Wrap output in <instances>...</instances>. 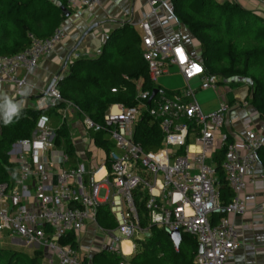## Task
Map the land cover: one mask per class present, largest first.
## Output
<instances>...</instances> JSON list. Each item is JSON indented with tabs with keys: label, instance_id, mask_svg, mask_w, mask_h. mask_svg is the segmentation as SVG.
Instances as JSON below:
<instances>
[{
	"label": "built area",
	"instance_id": "1",
	"mask_svg": "<svg viewBox=\"0 0 264 264\" xmlns=\"http://www.w3.org/2000/svg\"><path fill=\"white\" fill-rule=\"evenodd\" d=\"M99 2L66 0V7L80 15ZM147 2L155 14L160 0ZM139 27L142 57L155 94L149 100L151 92L140 91L132 106L111 104L96 121L64 101L55 85L46 90L41 108H55L57 123L53 125L47 114H40L31 136L14 141L7 151L16 164V176L0 181V243L18 238L36 249L44 248L49 253L47 264H54V258L57 264H83L77 248L61 241L73 233L78 243L80 233L93 226L117 243L113 249L123 258L119 264H125V257L136 249L134 235L143 234L142 240L149 235L148 227L141 225V219H146L149 225L193 235L201 246L194 264H225L232 257L238 237L230 217L244 213L240 194L246 185L264 179L256 171L257 149L264 144V120L242 122L239 132L224 129L231 104L222 100L215 110L205 112L196 99L197 90L218 91L219 77L206 73L170 35L157 39L147 18ZM29 36L28 48L0 55V84L12 85L14 97L26 84L18 70L35 68L39 58L60 42L63 27L44 38ZM107 38L101 34L100 42L104 44ZM171 67L182 76L184 86L167 94L156 81ZM60 102L63 107H58ZM74 113L79 116L75 122L71 120ZM144 114L156 120L162 135L163 143L155 150H145L134 140L135 124ZM62 124L73 126L69 139L74 147L78 143L83 147L75 150L74 165L63 146L55 142ZM98 133L111 141L108 151L105 141L96 143L93 134ZM219 150H223L221 168L234 194L225 206L218 191L215 155ZM103 204L116 222L114 229L97 222V208ZM221 209L226 215L211 224L212 213ZM123 241L130 242V253L120 247Z\"/></svg>",
	"mask_w": 264,
	"mask_h": 264
},
{
	"label": "trees",
	"instance_id": "2",
	"mask_svg": "<svg viewBox=\"0 0 264 264\" xmlns=\"http://www.w3.org/2000/svg\"><path fill=\"white\" fill-rule=\"evenodd\" d=\"M170 11L176 21L184 25L199 44L197 60L206 73H214L224 81L237 85L249 82L245 102L250 105L260 120H264V16L244 7L235 0H169ZM62 7L66 0H0V55L18 53L31 44L30 34L44 38L67 18ZM71 13V11H70ZM140 81V90L154 89L149 79L147 64L142 57L141 37L129 24L108 34L100 53L94 58H77L68 63L64 77L56 80L55 87L64 101L72 102L86 115L99 121L106 109L114 103L132 106L138 102L135 82ZM114 88L115 91L111 89ZM173 91L166 89L167 94ZM233 103L232 99L229 100ZM146 102V101H145ZM60 102L58 107H63ZM151 104L150 102L148 103ZM47 114L51 121H57L55 108H20L11 122L0 118V181H10L16 176V164L9 160L7 151L11 144L31 136L40 114ZM55 121V122H56ZM55 125V124H54ZM66 124L59 128L55 142L61 144L75 164V147L69 139ZM96 143L106 142L105 150L111 148V141L100 134H93ZM134 140L145 150H155L162 143V135L156 120L144 114L135 124ZM216 172L219 180L220 203L227 205L233 194L228 185L221 161L223 150L216 155ZM264 174V144L257 149V162ZM224 210L211 215V224L225 216ZM97 222L107 229H114L116 222L106 205L97 208ZM149 235L135 240L136 249L129 258L130 264H194L198 243L189 233L181 232L177 249L167 230L149 225ZM77 248L75 235L70 233L65 240ZM42 251L35 249L31 257L20 252L0 248V264H41ZM122 256L115 249H100L90 258L84 257L83 264H119Z\"/></svg>",
	"mask_w": 264,
	"mask_h": 264
},
{
	"label": "crops",
	"instance_id": "3",
	"mask_svg": "<svg viewBox=\"0 0 264 264\" xmlns=\"http://www.w3.org/2000/svg\"><path fill=\"white\" fill-rule=\"evenodd\" d=\"M240 4L255 11L260 16H264V5L259 4L257 1L242 0ZM150 9L147 0H100L99 4L92 10H85L80 15L70 13L62 22L63 37L54 49L50 53L40 57L36 67L30 71L25 72L23 69L18 70V75L24 77L26 80L21 94L14 97L13 87L8 83L0 84V94L6 95L13 103L21 105L20 108L40 109L48 85L52 79H55L56 82V80L65 76L69 62L77 58H94L100 53L103 45L100 42L101 34L105 33L108 35L111 31L120 28L122 25L129 24L141 36L139 22L144 18H147L150 22L157 39H161L164 34H168L173 40L182 43L189 54L197 59L199 55V44L189 33L187 28L176 21L170 11L169 0H160L156 6L155 14H151ZM89 28H91V30L83 36L84 32ZM169 73L179 74L174 67H171L169 72L163 74V76L170 75ZM180 77L182 76L180 75ZM219 80L220 87L222 79L219 78ZM226 82H228L229 85L224 86L222 90H205L208 91L206 94L210 96L206 101H202L203 103L200 105H202V109L206 110L205 112H208L215 110L222 100L228 101L231 104V109L226 117L224 129L239 132L242 129V122H251V120H255L259 117L255 110L253 113L248 109H244L243 113H241L243 116L245 115L244 117L240 116L238 113H236V115L231 114L235 109L250 106L247 105L245 100H242L243 95L248 94L249 86H245V83L249 85V82H239L237 85L243 83L244 87L241 88L240 85L239 88H241V90L238 93L235 91V86L237 85L232 86V81ZM135 85L139 93L141 91L140 81H136ZM181 88L165 89L175 91ZM231 99L233 103L229 101ZM2 102L3 97L0 95V103ZM0 115H2L1 111ZM71 117V120L75 122L79 116L74 113ZM247 117L251 120H248ZM55 121H52V123L55 124ZM71 128H73L72 125L69 129L71 130ZM82 149L81 143H78L75 147L77 151H82ZM256 171L258 173L262 172L258 165H256ZM240 196L245 203V211L241 215L230 217L237 231L238 246L232 257H230L225 264H264V207L261 206V204L264 203V179H258L254 185H246ZM96 233H98V231L93 226H88L80 233L77 250L82 257L90 258L94 252L100 250V248L93 250L91 254L87 252L81 254L79 251V245L83 238L86 235L94 237ZM10 240L14 243H23L18 238ZM131 256L132 255L125 257V264H130L129 258ZM45 264H47V258ZM54 264H57L55 258Z\"/></svg>",
	"mask_w": 264,
	"mask_h": 264
},
{
	"label": "rangeland",
	"instance_id": "4",
	"mask_svg": "<svg viewBox=\"0 0 264 264\" xmlns=\"http://www.w3.org/2000/svg\"><path fill=\"white\" fill-rule=\"evenodd\" d=\"M233 1V0H232ZM238 1V0H237ZM253 1H257L259 4L264 5V0H253ZM239 3H242V0L238 1ZM170 74V73H169ZM223 81V82H222ZM194 87L197 86L196 82L192 83ZM156 85L161 86L163 88H181L184 86V81L183 78L180 77L179 74L177 73H171L170 75H165V76H160L157 81H156ZM229 85L228 82L221 80V84L219 89H223L224 86ZM241 88H243L244 84L240 83ZM240 85L235 86L236 89L235 91L238 93L240 92L241 88H239ZM192 86V87H193ZM245 86H249L245 83ZM208 91H202V90H197L196 91V99L197 101L202 104V101H206L208 99V97L210 95L206 94ZM202 106V105H201ZM244 109H248L249 111H252L254 113V109L250 106H245V107H240L238 109H235L231 112V114H235L238 113L240 116L244 117L243 114V110ZM203 111H206L205 109H203ZM246 119V118H245ZM248 120H251L249 117H247ZM244 120V119H243ZM257 121H259V118L255 119V120H251V123L255 124ZM54 125V123H52ZM175 149V148H174ZM100 198L102 197V194H100L99 196ZM143 234L141 233H136L133 237V239H142L143 238ZM116 248L117 247V243L113 242L112 239L107 238L106 235L102 232H98L94 235V237H90L88 235H86L83 240L81 241V244L79 245V251L82 253L87 252L88 254H91V251L96 250L98 248ZM121 247V245H120ZM0 248L4 249V250H11V251H16V252H20L25 256L31 257L34 253V250L36 249L35 246L33 245H28L25 243H14L12 242L9 238L3 240V242L0 243ZM42 251V257L40 258V262L41 264H45L46 263V258H48V252L44 249L41 248Z\"/></svg>",
	"mask_w": 264,
	"mask_h": 264
},
{
	"label": "clouds",
	"instance_id": "5",
	"mask_svg": "<svg viewBox=\"0 0 264 264\" xmlns=\"http://www.w3.org/2000/svg\"><path fill=\"white\" fill-rule=\"evenodd\" d=\"M0 95H2L3 97V102L0 103V111L3 112L4 122L7 124L11 122L13 116L18 115L21 105L13 103L12 100L9 99L6 95Z\"/></svg>",
	"mask_w": 264,
	"mask_h": 264
},
{
	"label": "water",
	"instance_id": "6",
	"mask_svg": "<svg viewBox=\"0 0 264 264\" xmlns=\"http://www.w3.org/2000/svg\"><path fill=\"white\" fill-rule=\"evenodd\" d=\"M62 9H63V11L65 12V14H66L67 16L70 15V11H68L65 7H62ZM90 30H91V28L87 29V30L84 32L83 36H85ZM82 38H83V37H82ZM54 84H55V79H52V81L50 82V84H49L48 87H47V90H48L52 85H54ZM155 92H156V89H153V90L151 91V94H150V98H149V100L153 97V95L155 94ZM167 233H168V236L170 237V239H171L173 245L176 246V247H178L179 242H180V238H181V235H180L179 231H176V230H174V231H167ZM200 249H201V246H200V244H198V251H200Z\"/></svg>",
	"mask_w": 264,
	"mask_h": 264
},
{
	"label": "bare ground",
	"instance_id": "7",
	"mask_svg": "<svg viewBox=\"0 0 264 264\" xmlns=\"http://www.w3.org/2000/svg\"><path fill=\"white\" fill-rule=\"evenodd\" d=\"M128 242L124 241L123 244H122V248H123V251L125 253H130V251H131V245H130V242L129 243Z\"/></svg>",
	"mask_w": 264,
	"mask_h": 264
}]
</instances>
